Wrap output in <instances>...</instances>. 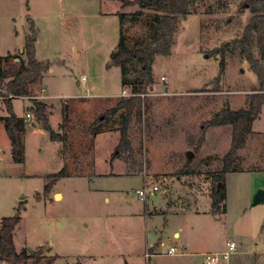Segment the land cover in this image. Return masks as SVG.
Returning <instances> with one entry per match:
<instances>
[{
	"label": "rangeland",
	"instance_id": "rangeland-1",
	"mask_svg": "<svg viewBox=\"0 0 264 264\" xmlns=\"http://www.w3.org/2000/svg\"><path fill=\"white\" fill-rule=\"evenodd\" d=\"M241 2L218 9L205 0L181 18L171 54L154 58V84L129 126L131 152L114 157L119 120L103 118L124 87L111 55L122 32L129 43L142 38L154 12L121 27L120 15L137 7L119 0H0V56L25 58V40L36 34L35 57L49 69L32 98L48 106L51 129L65 137L53 142L26 119L19 163L0 126V221L19 210L17 252L47 250L53 264H205L204 255L232 242L221 264H264V201L254 204L264 193V100L225 177L220 211L209 197L231 129L206 124L224 106L247 108L257 85L238 51L216 52L249 21ZM12 103L20 117L31 107L29 97ZM63 167L70 175L45 194L47 177Z\"/></svg>",
	"mask_w": 264,
	"mask_h": 264
},
{
	"label": "trees",
	"instance_id": "trees-1",
	"mask_svg": "<svg viewBox=\"0 0 264 264\" xmlns=\"http://www.w3.org/2000/svg\"><path fill=\"white\" fill-rule=\"evenodd\" d=\"M124 7L135 6L137 11L120 15V25L137 21L143 15V11L150 10L154 14L144 23V35L133 43L127 42L122 32L116 49L111 55L113 65L121 70V84L128 89L133 96L119 97L115 106L106 111V118L116 116L119 120L117 131L119 143L117 153H130L128 131L137 108L145 101L149 90L154 84L152 76V64L156 56L168 57L174 44V37L178 30L179 21L188 14L189 10L205 0H119ZM229 1L216 0L218 9L228 7ZM240 1V0H239ZM242 5L247 7L251 15L239 37L223 43L216 52L225 50L238 51L239 55L248 63L250 71L256 76L257 85L247 108L231 110L224 106L215 113L207 122L208 127L229 126L231 129V143L228 152L220 159V168L211 174L212 185L210 189L211 207L218 212L223 207L225 199L224 181L228 173L232 172L237 152L244 148L246 139L251 133L253 119L261 112L264 100V0H242ZM242 5L239 8H243ZM36 34L33 32L25 40L24 56L12 57L0 56V88L11 98L3 99L6 116H0L11 147V155L14 162H23L24 137L26 133V121L16 117L13 111V99H31L29 112L33 114L35 121L49 134L53 142H63L64 136L55 133L48 122V106L32 98L31 88L41 82L43 74L48 71L49 64L40 62L35 57ZM18 59V63L14 61ZM225 62L220 61L219 75L223 74ZM143 95V97H142ZM97 123V122H96ZM96 125L93 126V128ZM100 131V130H99ZM98 133L97 130L93 131ZM260 171L264 172L263 169ZM70 175L66 167L59 172L49 175L44 187V193L49 194L54 183L63 177ZM20 222V213L0 221V260L6 264H53L56 257L47 258L44 253L47 250L39 249L31 254L28 250L17 252L13 242V232Z\"/></svg>",
	"mask_w": 264,
	"mask_h": 264
},
{
	"label": "built area",
	"instance_id": "built-area-1",
	"mask_svg": "<svg viewBox=\"0 0 264 264\" xmlns=\"http://www.w3.org/2000/svg\"><path fill=\"white\" fill-rule=\"evenodd\" d=\"M133 96V94L130 93V91L126 88H124L121 92V94L119 95V97H124V98H127V97H131ZM11 98L12 96L8 95L2 88H0V106H2L3 104V99L5 98ZM143 97V95H142ZM26 119H31V115L30 114H26ZM1 154V152H0ZM157 191V187L156 186H153L151 188V193L152 192H155ZM146 194V190L143 189V190H139L137 191V195L139 197H144ZM226 248L227 250L221 254H207V255H204V262L205 264H221L223 261H225L228 256L236 249V246L234 243L232 242H229V243H226ZM176 252V249L173 248V247H170L169 250L167 251V254H175Z\"/></svg>",
	"mask_w": 264,
	"mask_h": 264
},
{
	"label": "crops",
	"instance_id": "crops-1",
	"mask_svg": "<svg viewBox=\"0 0 264 264\" xmlns=\"http://www.w3.org/2000/svg\"><path fill=\"white\" fill-rule=\"evenodd\" d=\"M13 104V103H12ZM15 114V113H14ZM26 114H30V112H27ZM26 114L24 115V117H20V116H18L17 114H15V116L16 117H20V118H24L25 119V121H26ZM31 115V119H29V121H30V123L33 125V126H35V124H34V122H36L35 121V119L33 118V116H32V114H30ZM0 116H2V117H4V116H6V113L5 112H2V111H0ZM26 125H27V122H26ZM0 126H1V128L3 129V125L0 123ZM35 127H40L39 126V124H38V126H35ZM3 132H4V129H3ZM4 134H5V132H4ZM6 135V134H5ZM8 140V139H7ZM9 142V141H8ZM10 145V144H9ZM11 148V147H10ZM24 150H25V137H24ZM74 176H76V175H74ZM59 195L61 196V194L59 193ZM177 234H175V236H176Z\"/></svg>",
	"mask_w": 264,
	"mask_h": 264
},
{
	"label": "water",
	"instance_id": "water-1",
	"mask_svg": "<svg viewBox=\"0 0 264 264\" xmlns=\"http://www.w3.org/2000/svg\"><path fill=\"white\" fill-rule=\"evenodd\" d=\"M22 52V51H21ZM16 61H19L18 59H16ZM35 126H38L37 122H34ZM188 160L192 158V156L188 155ZM264 201V193L263 191H258L254 197V204L257 203H262ZM29 252L31 253L32 250H29Z\"/></svg>",
	"mask_w": 264,
	"mask_h": 264
}]
</instances>
